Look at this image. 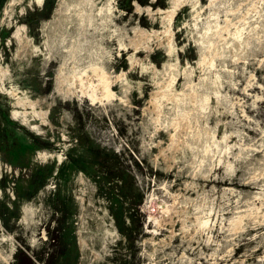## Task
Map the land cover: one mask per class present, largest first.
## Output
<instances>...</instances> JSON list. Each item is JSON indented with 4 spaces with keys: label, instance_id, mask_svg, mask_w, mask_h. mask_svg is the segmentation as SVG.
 <instances>
[{
    "label": "rangeland",
    "instance_id": "1",
    "mask_svg": "<svg viewBox=\"0 0 264 264\" xmlns=\"http://www.w3.org/2000/svg\"><path fill=\"white\" fill-rule=\"evenodd\" d=\"M0 264H264V0H0Z\"/></svg>",
    "mask_w": 264,
    "mask_h": 264
}]
</instances>
